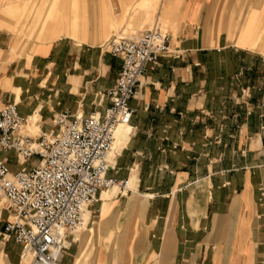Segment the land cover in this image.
Here are the masks:
<instances>
[{
    "label": "crops",
    "instance_id": "0c3cea01",
    "mask_svg": "<svg viewBox=\"0 0 264 264\" xmlns=\"http://www.w3.org/2000/svg\"><path fill=\"white\" fill-rule=\"evenodd\" d=\"M81 10L86 39L35 41L0 69V107L16 103L34 138L56 129L58 112L108 105L100 95L121 61L102 48L114 34H91L98 15L122 28L161 19L170 49L146 65L131 120L115 132L108 175L126 186L103 190L87 226L65 231L60 264H264V0H96ZM73 23L67 33L78 32ZM60 27L54 19L38 33ZM8 46L0 30V51ZM0 158L12 173L38 161ZM8 217L0 203V264H30L2 238Z\"/></svg>",
    "mask_w": 264,
    "mask_h": 264
},
{
    "label": "built area",
    "instance_id": "2783aa9c",
    "mask_svg": "<svg viewBox=\"0 0 264 264\" xmlns=\"http://www.w3.org/2000/svg\"><path fill=\"white\" fill-rule=\"evenodd\" d=\"M170 35L157 22L134 35L115 34L104 49L121 61L114 85L100 95L108 105L89 115L58 112L54 131L34 138L22 132L26 119L16 103L0 107V151L16 154L24 165L32 157L37 164L12 173L0 158V203L9 212L2 238L21 247L30 264H60L64 233L82 225L83 209L99 194L126 181L108 175L117 170L107 159L114 129L129 124L134 97L146 65L156 64L170 49Z\"/></svg>",
    "mask_w": 264,
    "mask_h": 264
},
{
    "label": "rangeland",
    "instance_id": "374dc122",
    "mask_svg": "<svg viewBox=\"0 0 264 264\" xmlns=\"http://www.w3.org/2000/svg\"><path fill=\"white\" fill-rule=\"evenodd\" d=\"M95 1L96 0H0V30L7 32L9 38V46L7 47V50L0 51V69L10 58L24 53L28 50V48L30 49L35 41L49 40L59 37L63 34L73 38L86 39L89 31V18L87 13L81 9H86L89 11ZM134 7H136V5ZM100 11L101 14L105 16L107 8L104 5V1H101ZM54 19L60 20V30L62 33H56V35L50 37L39 35L38 30L43 29V27H45L49 21ZM125 19L126 16H123L122 20L125 21ZM70 20L71 22H74V25L78 26L77 33L73 31L69 33L66 32L70 30V27L68 26ZM154 20L155 18L153 17L150 20L145 21V23H147L146 26L143 25L144 21H141V28H136L132 23L127 24V27L122 28L113 25L105 26V22L100 20L98 15L90 30L91 34L96 35L97 38L101 37V35L105 33V35L100 39L101 42H104L112 34L115 35L122 33L124 35H134L140 30H143L145 27L150 26ZM159 22L164 30L169 33L167 24H165V22L161 19H159ZM8 27L14 29L10 30ZM105 43L102 45V48H104ZM29 128L31 131L36 130L35 125L33 124H31ZM110 155L108 154L107 159L111 163L112 159L109 160ZM113 155H115V153ZM113 155L111 156L112 158L114 157ZM98 212L99 208L96 202L88 205L84 211L85 215L84 220H82L83 223L76 230L86 227L87 223L90 222L89 217L97 214Z\"/></svg>",
    "mask_w": 264,
    "mask_h": 264
},
{
    "label": "bare ground",
    "instance_id": "6f19581e",
    "mask_svg": "<svg viewBox=\"0 0 264 264\" xmlns=\"http://www.w3.org/2000/svg\"><path fill=\"white\" fill-rule=\"evenodd\" d=\"M119 125H120V124H119ZM119 125H118V126H119ZM118 126H116V127H115V129H114V135H113L112 149H113V145H114V141H115V140H114V139H115V132H116V130H117V128H118ZM111 151H112V150H110V152H109V155H110ZM107 158H108V157H107ZM113 187H115V186H113ZM113 187H112V188H113ZM84 211H85V209H83V213H82V220H84V215H85V214H84ZM83 227H84V226H83Z\"/></svg>",
    "mask_w": 264,
    "mask_h": 264
}]
</instances>
